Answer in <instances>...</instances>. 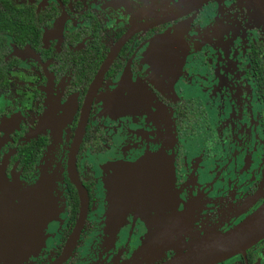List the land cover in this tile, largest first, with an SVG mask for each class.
Here are the masks:
<instances>
[{
  "label": "flooded vegetation",
  "instance_id": "1",
  "mask_svg": "<svg viewBox=\"0 0 264 264\" xmlns=\"http://www.w3.org/2000/svg\"><path fill=\"white\" fill-rule=\"evenodd\" d=\"M254 18L244 0H0V264H165L253 212ZM200 264H264V234Z\"/></svg>",
  "mask_w": 264,
  "mask_h": 264
},
{
  "label": "water",
  "instance_id": "2",
  "mask_svg": "<svg viewBox=\"0 0 264 264\" xmlns=\"http://www.w3.org/2000/svg\"><path fill=\"white\" fill-rule=\"evenodd\" d=\"M252 11L259 23L264 25V0H244ZM144 160H138L132 164L124 165L117 163L114 167L115 174L118 176L119 168L126 167L132 170L143 165ZM112 191L119 188L118 180L110 182ZM116 193V192H115ZM116 199V197H115ZM114 201H117L114 200ZM264 234V201L251 212L243 221L231 230L219 237L209 239V241L200 245L198 249L189 251L188 255L178 256L165 264H200L216 259L233 250L239 249L244 245L251 243Z\"/></svg>",
  "mask_w": 264,
  "mask_h": 264
},
{
  "label": "trees",
  "instance_id": "3",
  "mask_svg": "<svg viewBox=\"0 0 264 264\" xmlns=\"http://www.w3.org/2000/svg\"><path fill=\"white\" fill-rule=\"evenodd\" d=\"M1 73V71H0ZM5 84L4 82V78H2V76L0 75V86H3Z\"/></svg>",
  "mask_w": 264,
  "mask_h": 264
},
{
  "label": "rangeland",
  "instance_id": "4",
  "mask_svg": "<svg viewBox=\"0 0 264 264\" xmlns=\"http://www.w3.org/2000/svg\"><path fill=\"white\" fill-rule=\"evenodd\" d=\"M254 20H257L256 18H254ZM256 203V202H255ZM255 205H257V204H255ZM255 207H257V206H255Z\"/></svg>",
  "mask_w": 264,
  "mask_h": 264
}]
</instances>
